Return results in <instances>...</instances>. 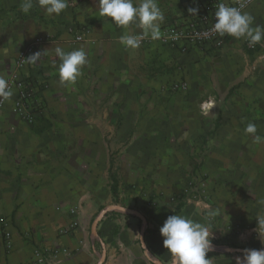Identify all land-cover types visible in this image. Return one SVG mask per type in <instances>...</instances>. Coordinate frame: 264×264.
Wrapping results in <instances>:
<instances>
[{
  "label": "crops",
  "instance_id": "0c3cea01",
  "mask_svg": "<svg viewBox=\"0 0 264 264\" xmlns=\"http://www.w3.org/2000/svg\"><path fill=\"white\" fill-rule=\"evenodd\" d=\"M193 1L157 0L161 35ZM22 2L0 0V77L34 40L33 53L47 55L21 73L34 89L33 121L0 111V219L10 232L7 247L0 224V264L37 250L46 264H172L159 230L174 214L208 227L209 264L243 259L229 248H264V142L245 132L254 123L264 137V42L227 36L182 53L146 38L126 49L121 35L140 30L100 16L98 0H69L59 16L36 0L25 14ZM245 12L264 26V0ZM56 47L88 54L74 85L59 82Z\"/></svg>",
  "mask_w": 264,
  "mask_h": 264
},
{
  "label": "clouds",
  "instance_id": "9594fccd",
  "mask_svg": "<svg viewBox=\"0 0 264 264\" xmlns=\"http://www.w3.org/2000/svg\"><path fill=\"white\" fill-rule=\"evenodd\" d=\"M38 6L49 16H59L69 7V0H36ZM33 0H23L21 10L27 14L33 8ZM241 7L227 6L220 3L215 11V23L212 31L220 37L225 35L236 40L243 39L250 47L264 42V26L253 27L254 17ZM99 15L111 18L110 22L117 27L127 30L135 25L140 30L138 34L121 35L120 43L126 49H135L140 46L141 40L150 38L157 40L161 37L160 25L164 21V14L158 6L157 0H98ZM198 8H190L189 13L196 15ZM55 54L59 58L58 65L59 82L62 85H74L82 75V69L89 63L88 54L83 48L64 51L60 47L55 48ZM46 51H37L31 54L24 62L29 65L39 64ZM39 62V63H37ZM13 90L8 80L0 77V103L9 101L13 96ZM245 132L254 137L256 143L264 142V137L257 135V127L249 123ZM264 205V200L258 202ZM217 215L213 210L209 216ZM256 229L262 243H264V216H258ZM163 237V246L171 256L172 264H209L206 254L213 249L211 232L208 227L193 219L182 215H170L160 228ZM236 264H264V248L244 249L243 259L236 258Z\"/></svg>",
  "mask_w": 264,
  "mask_h": 264
},
{
  "label": "built area",
  "instance_id": "2783aa9c",
  "mask_svg": "<svg viewBox=\"0 0 264 264\" xmlns=\"http://www.w3.org/2000/svg\"><path fill=\"white\" fill-rule=\"evenodd\" d=\"M259 0H194L193 3L186 9L179 23L167 25L164 27L160 42L163 45L176 48L180 52L185 53L189 48L196 47L204 49L205 47H221L225 43L227 35L220 37L211 29L215 23V11L220 3L227 6L242 7V11L252 3ZM190 8H198L196 15L189 13ZM82 36L75 37V41H82ZM40 44V40H34L33 43L21 49L14 63L13 72L7 79L10 87L13 90V96L9 101L0 103V111L6 107L12 114L19 115L27 122L31 123L34 118V107L32 101L34 98L33 86L25 80L21 73L26 67L27 59L33 54L35 48ZM145 45V40H141L140 46ZM176 88H184V84L175 86ZM76 212V210H74ZM0 224L5 228L4 238L7 240V247L10 246V232L6 230L8 223L4 218L0 219ZM47 258L40 250L34 254V258L24 264H46Z\"/></svg>",
  "mask_w": 264,
  "mask_h": 264
},
{
  "label": "water",
  "instance_id": "95a60500",
  "mask_svg": "<svg viewBox=\"0 0 264 264\" xmlns=\"http://www.w3.org/2000/svg\"><path fill=\"white\" fill-rule=\"evenodd\" d=\"M122 210H124L125 212H127V213H129V214H132V215H134V216H137L140 220H142V221L145 223V219H144L139 213L134 212V211H130V210H126V209H122ZM104 214H105V211L102 212V213H100V214L98 215V217L96 218V220L93 222V225H92V232H93V233H95L96 227H97L99 221H100V220L102 219V217L104 216ZM143 236H144V229H142V231H141V242H142V244L144 243V242H143ZM243 250H244V249H234V248H229V251H230L231 253H237V254H243Z\"/></svg>",
  "mask_w": 264,
  "mask_h": 264
},
{
  "label": "trees",
  "instance_id": "16d2710c",
  "mask_svg": "<svg viewBox=\"0 0 264 264\" xmlns=\"http://www.w3.org/2000/svg\"><path fill=\"white\" fill-rule=\"evenodd\" d=\"M110 181H111V184H110V189H111V193L113 194V196H116V191H117V182H116V179L113 175H110ZM181 206H178L176 208V211L180 209Z\"/></svg>",
  "mask_w": 264,
  "mask_h": 264
},
{
  "label": "rangeland",
  "instance_id": "374dc122",
  "mask_svg": "<svg viewBox=\"0 0 264 264\" xmlns=\"http://www.w3.org/2000/svg\"><path fill=\"white\" fill-rule=\"evenodd\" d=\"M106 134V133H105Z\"/></svg>",
  "mask_w": 264,
  "mask_h": 264
}]
</instances>
